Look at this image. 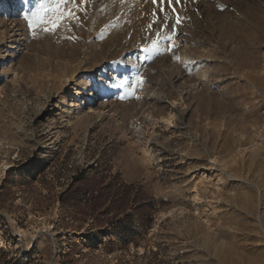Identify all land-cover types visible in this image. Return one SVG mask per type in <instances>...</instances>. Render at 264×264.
Listing matches in <instances>:
<instances>
[{
	"label": "rangeland",
	"instance_id": "1",
	"mask_svg": "<svg viewBox=\"0 0 264 264\" xmlns=\"http://www.w3.org/2000/svg\"><path fill=\"white\" fill-rule=\"evenodd\" d=\"M6 3L0 264H264V0Z\"/></svg>",
	"mask_w": 264,
	"mask_h": 264
},
{
	"label": "bare ground",
	"instance_id": "2",
	"mask_svg": "<svg viewBox=\"0 0 264 264\" xmlns=\"http://www.w3.org/2000/svg\"><path fill=\"white\" fill-rule=\"evenodd\" d=\"M9 8V3H6V4H0V11H2V10H6V9H8ZM178 10V9H177ZM184 45V44H183ZM183 51H185V49L183 50ZM179 53H181V52H179ZM183 54H184V57H185V55H187V51H185V52H183L181 55H180V57L182 58V59H184V57H183ZM210 54V53H209ZM175 58H177V57H175ZM205 58H207V57H205ZM199 59V58H198ZM209 59V58H208ZM180 61V60H179ZM207 61V60H206ZM198 63V60L196 59V58H189L187 61H186V65H188V66H192V65H196ZM211 75V74H210ZM209 70L208 69H206V70H204V71H201V72H199V73H196L195 75H194V78H193V81L192 82H194V84H192V85H197L198 83H201V82H206V81H208V79H210L209 78ZM215 76V75H214ZM252 76V75H251ZM212 77V76H211ZM216 78V77H215ZM101 83V82H100ZM204 84V83H203ZM252 84V83H251ZM189 87H190V85H189ZM253 87L255 88V89H257V86L256 85H253ZM262 87V86H261ZM155 88V86H153L152 87V90ZM88 89H91V85L89 84L88 85V87H86L85 88V90L87 91ZM95 89V88H94ZM153 92H154V90H153ZM152 92V95H150V93L149 94H147V96H146V100H151L152 99V96H153V93ZM92 94L93 95H96V90H94L93 92H92ZM151 97V98H150ZM46 98H47V96H46ZM83 103V105H84V102H82ZM74 106V107H78V105L75 103V104H72V103H69V106ZM147 119H148V122H151L153 119H155V115L154 114H152V113H149L148 115H147ZM172 119V118H171ZM171 119H165V118H162V120H163V123H166V125L167 126H169V127H175V125L173 124V121L171 120ZM155 122V121H154ZM156 123V122H155ZM152 124H154V123H152ZM152 126H156L155 124L154 125H152ZM154 132V131H153ZM149 138H152V134L149 136ZM207 145V144H206ZM195 147V146H194ZM209 151V150H208ZM202 152V151H201ZM199 156V155H198ZM201 156V155H200ZM261 224L263 225V228H264V217H261Z\"/></svg>",
	"mask_w": 264,
	"mask_h": 264
},
{
	"label": "snow or ice",
	"instance_id": "3",
	"mask_svg": "<svg viewBox=\"0 0 264 264\" xmlns=\"http://www.w3.org/2000/svg\"><path fill=\"white\" fill-rule=\"evenodd\" d=\"M58 2H62V0H58ZM82 2L86 3L87 0H82ZM156 2H157V0H153V3H156ZM167 2H168V3H172V0H167ZM180 2H181V0H176V3H180ZM71 15H72V13H71L70 11H68L66 14L62 13V14L57 18L56 21H53V22H52V28H51V29L45 28L44 30H45V31H51V30H53V29L58 28V27L60 26V23H61L65 18L70 17ZM34 16L37 17V19H36V20H30V21H29V27H30V28H33V29L35 30V26H36V24L42 22V20L39 19V14H38V13H37V14H34ZM176 23H177V24L180 23V19H179V17H177V21H176ZM149 27H151V25H149ZM160 31H161V29H157V30H156V33H155V37H156V38L153 39V40L151 41V45H152L151 48H147V47H146V48L144 49L145 51H152L154 54H155V53H158V52H159V43H160L162 40H167V41L169 42V46H172V45H171V42H172L173 37L170 36V35H166V36L161 37V35H160Z\"/></svg>",
	"mask_w": 264,
	"mask_h": 264
}]
</instances>
